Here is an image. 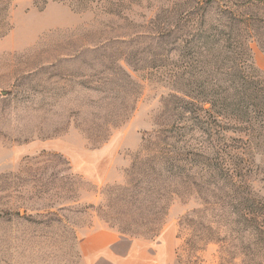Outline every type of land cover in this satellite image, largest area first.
<instances>
[{"label":"rangeland","instance_id":"1","mask_svg":"<svg viewBox=\"0 0 264 264\" xmlns=\"http://www.w3.org/2000/svg\"><path fill=\"white\" fill-rule=\"evenodd\" d=\"M263 77L264 0H0V264H264Z\"/></svg>","mask_w":264,"mask_h":264},{"label":"crops","instance_id":"2","mask_svg":"<svg viewBox=\"0 0 264 264\" xmlns=\"http://www.w3.org/2000/svg\"><path fill=\"white\" fill-rule=\"evenodd\" d=\"M125 239L106 226L93 229L78 242L80 257L85 264H171L172 258L163 255L162 246L152 251L148 241ZM124 240L125 246L116 250Z\"/></svg>","mask_w":264,"mask_h":264},{"label":"trees","instance_id":"3","mask_svg":"<svg viewBox=\"0 0 264 264\" xmlns=\"http://www.w3.org/2000/svg\"><path fill=\"white\" fill-rule=\"evenodd\" d=\"M247 61H248V62H247V66H249L254 72H255V71L258 72V71L256 70V68L253 66L252 59L249 58ZM262 79H263V83H264V77H263ZM249 82L252 83V84H251V85H252V93H253L254 97H258V96H259V93H258V92L261 91V97H262L263 100H264V94H262V93H263L262 87L260 88V87H259L260 85H259L258 83H256V82H254V81H249ZM249 96H251V95L249 94Z\"/></svg>","mask_w":264,"mask_h":264}]
</instances>
